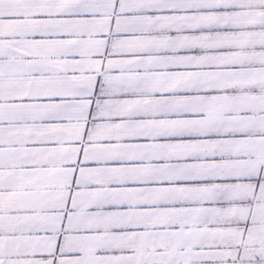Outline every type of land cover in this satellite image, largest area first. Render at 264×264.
<instances>
[{
  "label": "crops",
  "instance_id": "obj_1",
  "mask_svg": "<svg viewBox=\"0 0 264 264\" xmlns=\"http://www.w3.org/2000/svg\"><path fill=\"white\" fill-rule=\"evenodd\" d=\"M207 1L0 0V252H113L225 175L264 86Z\"/></svg>",
  "mask_w": 264,
  "mask_h": 264
},
{
  "label": "rangeland",
  "instance_id": "obj_2",
  "mask_svg": "<svg viewBox=\"0 0 264 264\" xmlns=\"http://www.w3.org/2000/svg\"><path fill=\"white\" fill-rule=\"evenodd\" d=\"M206 6L204 23L211 43L232 47L244 61L250 56L256 60L242 65L257 66L258 81L264 86V0H208ZM257 94L256 128L226 153L224 164L222 160L211 164V171L225 175L195 190L191 210L179 209L169 214L171 218L154 222L157 226L147 222L139 236H131V243L120 244L113 252H89L98 258H87V252L79 253L73 245L68 256L57 252L55 258L50 253L45 259L40 248L28 254L30 258L22 257L19 248L13 255L3 249L0 264H264V91Z\"/></svg>",
  "mask_w": 264,
  "mask_h": 264
}]
</instances>
